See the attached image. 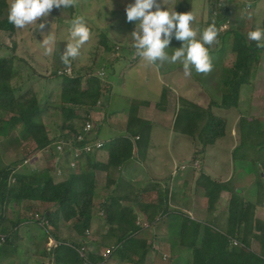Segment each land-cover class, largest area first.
<instances>
[{"label":"trees","instance_id":"obj_1","mask_svg":"<svg viewBox=\"0 0 264 264\" xmlns=\"http://www.w3.org/2000/svg\"><path fill=\"white\" fill-rule=\"evenodd\" d=\"M190 1L183 0L175 11L190 12ZM260 1L242 0L243 9L251 10ZM229 2L230 0H216L212 3L206 22L207 26L213 21L218 27L223 26L218 39L224 48L232 38L230 52L234 55V62L225 69L221 101H212L208 107H203L180 97L177 109L175 131L192 139L198 138L204 146L199 155L204 153L207 147L214 146L216 141L225 135L226 120L223 116L215 114L213 108L221 112L239 108L243 89L249 87L253 90L264 54V49L257 48L254 41H248L242 31L231 28L232 10ZM7 8V0H0V35L4 33L8 36L7 39H10L9 37L14 36L16 28L8 22ZM101 43L107 51L113 49L105 40L102 39ZM14 45L16 47V44ZM224 48L219 52L227 51ZM15 52L16 49L10 55H0L1 251L9 252L10 249L15 250L18 247L19 229L28 221L33 222L40 230V240H45L47 245L54 241V247L42 253L49 264H109L114 256L123 262L145 264L154 251L153 243L146 237L147 228L153 224H160L159 221L165 217L170 218L176 214L173 216L177 220L174 223L177 227L175 244L188 248L191 264H264V220L256 216L257 209L264 206V182L261 178L256 180L252 193L247 197L245 194H238L237 187L231 182L223 183L201 172L197 183L204 189L207 199V218L202 222L193 221L183 213L171 211L167 202L168 190L161 192L160 203L157 199H151L152 190L145 189L140 193L148 194L142 200L138 199V195L131 200L116 196V192L113 191L114 195L96 204V172H106L110 186L112 184L110 172L113 169H119L129 163L135 153L140 156L147 153L152 124L139 116V108L148 106L150 104L148 101L138 99L131 101L126 125L127 135L104 146L109 150L106 163L99 162L96 155H90L84 170L68 171L67 178L60 182H56L46 171H20L26 162L38 153H49L46 149L53 142L73 140L80 130L76 124V120L80 119L78 113L82 109H88L85 122H90L89 111L99 104L104 86L96 73L89 76L82 74L70 76L60 75L58 70L53 74L61 77V83L57 87L58 101L53 100L52 92L48 100L41 103L33 89L23 92L25 84L20 82L25 75L16 64L22 59L16 56ZM210 54H213L211 49ZM166 105L167 89H164L156 107L164 110ZM50 110L60 113L63 118L62 134L57 138L51 137L44 121V116ZM239 128L241 143L237 150L250 147L259 152L258 161L254 162H260L259 169L261 168L264 174V119L242 117ZM14 135H16L14 141L20 143L17 152L21 157L12 162H5L4 145L9 143ZM97 135L96 133L92 136L91 141H97ZM74 144L77 145L76 142ZM234 159H237L236 155ZM226 191L231 194L226 215H216L221 194ZM127 200L133 205L138 203L146 214L149 213L147 222H139L134 215L133 205L125 204ZM9 207H13L17 212L11 218L3 215ZM21 210L26 212V217L20 216ZM96 217H102L104 227L108 228L103 234L104 240L113 244L109 248L112 254L108 260L103 257L104 252L89 251L87 249L89 246L73 240L72 235L70 239L61 235L62 223L65 222L71 226L72 232H75L79 239L89 238ZM171 227L174 228L173 224L169 227V232L173 233ZM255 239L260 245L259 253L252 249ZM168 242L173 244V236L168 237ZM98 245L102 244L99 242ZM170 255L174 258L176 252H171Z\"/></svg>","mask_w":264,"mask_h":264},{"label":"rangeland","instance_id":"obj_2","mask_svg":"<svg viewBox=\"0 0 264 264\" xmlns=\"http://www.w3.org/2000/svg\"><path fill=\"white\" fill-rule=\"evenodd\" d=\"M170 1L168 6L172 9H175L180 2H183V0H176L175 2L173 1V6V2L171 3ZM215 1L216 0L190 1V7H193L194 13L197 16L196 21L193 23V27H198L200 32H202L203 29L206 28V20L209 19V8L210 5ZM7 2L9 8L11 0H7ZM110 3L111 0H78V3L74 8H53L50 15L46 18L48 23L43 31H41L35 25H28L24 29H16L14 36L9 37L10 39H7L8 36L4 33L0 35V55H10L13 53V50L16 49V52L14 54L22 59V61H17L16 64L20 67L21 70L24 71L25 76L23 77V81L20 82V84L23 82L25 84V90H23V92H25L27 89H33V91L38 95L41 103H45L48 100L50 94L53 92V100L55 102L58 101V93L56 92V90L61 83V77L54 76L53 74L58 72V70L61 71L65 69L63 62L61 61V55L63 53L64 47L66 46V38L69 35L71 22L74 17L83 15L85 17L86 23L91 29L92 36L89 42H87L81 49V55H83L81 56V59L77 60V62H74L75 69H73V74H75L74 76H76L77 74H84L89 76L95 73L98 74L99 72H105L107 76L104 80H102L104 86L103 95L99 104L96 106L97 110H100L102 115L104 114L103 108L106 105V100L107 103L108 100L110 103L108 108H105L107 109L108 113L118 109L125 110L127 107L129 110L130 106H128L127 101L129 97L136 99L149 98L154 100L155 102H158L160 100V92L163 87L160 81L172 82L173 85L175 84L176 89H180L182 91L180 95L185 96L189 99L192 98L191 95L187 96V93L189 91H199L200 93L197 96L192 94L193 97L199 99L197 100L193 98V100L200 101L202 103V106L204 107H208L212 101H221L223 92V75L225 74V69L232 66L234 62V55L230 52L232 38H230V41L225 47L227 51L218 52V55L210 54L213 62V69L206 75L196 73L195 69L193 68L192 74L190 76H186L184 74L183 64L181 62H177L175 64L165 62L162 64V66H158L159 62L157 65H149L146 61H142L141 58L137 55H135L139 59L136 62L137 66H131V63L134 62L132 58L123 59L124 61L121 60L116 63L115 66H111L110 62H114V58L118 55L114 53L118 52L121 54L119 55L120 57H125L126 54L122 55L124 52L130 49H134L132 47V41L129 35L135 29L137 22H128L125 11L127 5L130 3H134V0H126V3L123 0H112V7L109 8L108 4ZM229 5L232 10L230 19V25L232 29H239L247 36L248 30L243 24L244 20H254V23L256 24L257 22H259L260 25L264 24V14H261L260 12L254 13L252 9L248 11L244 10L242 0H230ZM162 7L167 10L166 5H162ZM259 8V10H264V2L259 6ZM7 10L5 11V16L7 14ZM239 17H242V20L238 22ZM42 22H44V18L38 21L37 24ZM51 31H53L56 36V44L53 51L54 53L51 56H45L43 54V46L41 43L43 42L44 36ZM197 38H199V33ZM102 39L109 43L113 48L112 52L108 55H103V53L105 52L100 47V42ZM14 44H16V47ZM222 45L223 44H221L218 39V42L211 45L210 49L221 50L222 48H224V45ZM182 46L183 42L176 40L174 37L170 45L168 46L169 48L166 49V51L169 55H171L176 48H180ZM98 58L102 60L99 64H97ZM91 68L93 70H91ZM110 79L112 81L113 87L111 88L110 93H108L109 89L107 88V85L109 84ZM185 89L188 90V92L186 91L187 93L185 92ZM257 90L258 91L256 92H252L253 90L244 88L241 94L242 101L239 108L237 109H231L227 112L217 113L216 108H213L215 114L221 115L225 118L226 128L224 137L218 139L215 143V145L217 144L220 146L217 148L214 147L215 145L212 146L213 148H211V146L207 147L204 152V154H207L208 156L207 159L210 160L206 162L209 167L217 166L219 171L221 168L227 165L225 163V156L221 157L220 155L225 154L227 158L231 157L232 153L237 148H239L241 143L239 123L242 117H255L264 119V82L261 86H259ZM86 110L88 109H82L80 110V113H78L80 115V119L76 120V122L80 128L85 123H87L85 122V117L87 115L85 112ZM44 121L48 126L52 138H57L60 134H62L61 128L63 126V118L61 117L60 113L54 110H50L44 116ZM90 122H92L96 126L97 132H99L100 137L105 141H109V137L113 138L118 135L117 132H121L119 127H117V129L114 128L115 131H112L109 124L104 121L103 118H96L95 120L91 118ZM159 131L161 132L159 134H157V130L155 131L154 138H152L151 143L154 147L158 146V149L160 147V150L157 152V154L164 159V163L162 165L165 169H167L165 177L168 175L171 176L172 174L174 176H178L181 171H186L188 173L186 178L192 177L195 180V176H199L201 170L203 172L205 171V160L203 161V156H201V154L199 155V152L203 150L204 146L198 138L192 139L179 134H169L168 131L165 132L166 134H163L160 129ZM15 137L16 135H14L9 140V143H5L4 145V150L6 152L5 162H12L21 157V155L17 152L20 143L14 141ZM242 154L246 155V159H248V161H243ZM173 157L176 159V165L172 163L171 159ZM236 157L238 162L234 161L235 166L240 168H234H236V170L239 172L233 174L232 170H230L229 173L224 177L226 180L232 175V178L227 182H231L233 186L237 187L239 184L236 180L239 179L240 183H242L240 184V186L242 185V188H245V186H254L256 180L260 178L262 182H264V174H262L261 172L262 169L256 167L258 162L252 161H258L259 156L257 155L256 151H254L250 147L243 148L238 151ZM33 159V162L25 165L20 169V171H46L50 177L55 179L56 182L63 181L67 178V176L61 177L56 173L55 167L57 160H59L58 155L41 152L35 155ZM96 159L100 162H103L104 160H106V157H103V154H96ZM199 160L201 162H199ZM85 162L86 160L82 161L79 164V170H84L86 165ZM182 163L185 164L180 165ZM189 167H192V170L189 169ZM113 170L114 174H112V176L110 177V179L112 180V184L110 186H108V176H106L105 173L96 172L97 205L101 201L104 202L106 199L114 195L112 194V186L113 181L116 179V170ZM251 170H257V173L250 180L247 179L248 182H246V177ZM205 172L210 175L213 174L210 171ZM212 176V178L215 177V180L217 181L222 180V178L217 174ZM194 185L195 183L194 181H192V189L194 188ZM179 188H181V185ZM125 190L127 191V189ZM134 190L135 187L129 189V192H132ZM245 192L248 193L246 190ZM115 194L116 196H122V193L119 189H116ZM125 204L132 206V204L129 203V200H127ZM226 204L222 205V203L219 202L218 206L220 205L221 208H219L218 210H220V212H227L228 206ZM139 222L142 223V220H139ZM156 229L158 232H160V230H165L164 232H166V225L160 223L158 224ZM29 230H31L29 232L30 236L36 237L37 239H31V241L20 240L18 247H16L17 252L12 255V260H9L10 264H49V261L42 256V253L46 249L48 250L49 245L45 243V240L39 239L41 237V233L38 228H29ZM107 230L108 228L104 227L103 218L96 217L93 222V228L91 229L92 232L89 238L80 240L88 242L89 249L91 248L90 250L100 251L101 253H103L107 249H109L111 245H113L112 242L110 243L104 240L103 234ZM24 232L25 230L23 231V234ZM153 232L155 231L152 230L151 227L147 228L146 237L149 242L153 237ZM73 233L75 232H72L71 226L63 222L61 229L62 237L70 239V236H73ZM79 238L76 239L79 240ZM99 242L102 245L99 246ZM18 253L19 256L17 257ZM166 254V256H168L167 260L163 259V255L161 254L162 256L160 255V257H162L163 262H160L163 264H170L172 259L169 258V253ZM24 255L27 259H24ZM118 261V258L114 256L110 259L109 264H118ZM6 264H8L7 260Z\"/></svg>","mask_w":264,"mask_h":264},{"label":"crops","instance_id":"obj_3","mask_svg":"<svg viewBox=\"0 0 264 264\" xmlns=\"http://www.w3.org/2000/svg\"><path fill=\"white\" fill-rule=\"evenodd\" d=\"M123 1H125V3H126V0H123ZM173 1L175 2L176 0H172L170 2L172 3ZM174 2H173V6H174ZM263 2H264V0H261L252 9L254 13L260 12L261 14H264V10L263 11L259 10L260 9L259 6ZM175 5H176V3H175ZM190 9H191L190 11L194 12L193 7L192 8L190 7ZM201 15H202V12H201ZM240 20H242V17H239L238 22ZM206 21H208V19ZM250 21H248V20L243 21V24L246 26V29L248 30V32L253 30L256 26V23H254V20L251 22ZM261 26L264 27V24H261ZM206 27H207V25H206ZM245 37L247 38L246 35H245ZM118 43H120V42H118ZM100 47L105 52V53H103V55H105V54L108 55L112 52V50L107 51L101 42H100ZM212 51H213L214 55H218L219 54L218 52L220 50L217 49V50H212ZM97 52H98V48H97ZM97 52H96V54H97ZM114 54H118V55L114 58V62H110L111 66H115L116 63H118L119 61L126 59V58H128V59L132 58V60L134 62L131 63V66H137L136 62L139 59H138V57L135 56V49H130V50H127L126 52H124L122 55L126 54L125 57H123V56L120 57L119 55H121V54L118 52L114 53ZM81 56H83V55H81ZM81 56L78 57L75 61L77 62V60L81 59ZM75 61H73L72 66L70 67L72 70L75 69V65H74ZM101 61L102 60H100L98 58L97 64H99ZM134 64H136V65H134ZM82 75H84V74H82ZM110 77H111V74H110ZM109 81L110 82L107 85V88L109 89L108 93H110V90L113 87L111 79ZM148 81H149V79H148ZM160 82L163 86L161 89V92H160V98H161V95L163 93V90L167 89V105H166V108L164 110L158 109L156 107L157 102H155L152 99L138 98V100L148 101L150 103L148 106H141L139 108V116L142 119L151 122V124H152V132H151L150 143H149L147 153L145 154V156L144 155L140 156L138 153H135L133 159L129 163H127L123 167H120L119 169H115L116 170V172H115L116 173V179L114 180L115 182L113 181L112 191L116 192V189H119L122 193V197L130 198L129 200H131L132 198L134 199L136 197V195H138L137 196L138 199L142 200L144 197L147 196L148 193L147 192L140 193V192L145 190V189L146 190L149 189V190H152L150 193V194H152L151 199H155V200L157 199V200H159V203H160L161 192L168 190L169 197H168L167 202H168V207L171 211H174V212L179 213V214L183 213V215H185L186 217H188L189 219H191L193 221L202 222L207 218V199L204 195L205 192H204L203 188L200 187V185H198V183H197L200 175L195 176L196 178L194 180V178H192V177L186 178L188 173L186 171H181L178 176H174L172 174L171 176L168 175L165 177L167 169H165L164 166L162 165L164 163V159L161 158L160 156H158V154H157V152L160 150V147L158 149V146L154 147L151 143L152 138H154L155 131L156 130L158 131L157 134L161 133L159 131V129L162 131L163 134L166 131H168L169 134L174 133V134H179V135L185 136V135L175 131V120H176L177 109L179 106V99H180V97H185V96L180 95V93H182V91L180 89H176L175 84L173 85L172 82H169V81L168 82L167 81H165V82L160 81ZM263 82H264V54L262 56L260 69H259V72L257 75V79L255 81V84L253 86L252 92L258 91L257 89L259 88V86H261L263 84ZM247 89L251 90L252 88L250 89L249 87H247ZM186 91L188 92V90L185 89V92ZM56 92L58 93V90H56ZM199 93H200L199 91H195V92L189 91L187 93L188 94L187 96L191 95L192 98L191 99H189L187 97H185V98H187L190 101H194L198 105L202 106V103L200 101H197L199 98L193 97V95H192V94H194L195 96H197V95H199ZM109 97H110V95H109ZM193 98H195L197 100H193ZM134 99H136V98L129 97V99L127 100L128 106H130L131 101ZM109 104H110L109 100H108V103L106 100V105L103 108V111H104L103 115H102L100 110H97V107H94L89 111L91 118H93V120H95L96 118H103V120L109 124L112 131H115L114 128H116V129H117V127L120 128L121 132L120 133L117 132L118 135L113 137V138L109 137L108 138L109 141L103 140L100 137L99 132H97V134H98L97 139L99 141H103L105 143V146H107L108 144L110 145L115 139H117L121 136L127 135L126 125H127V120H128V107L125 110L118 109V110H113L112 112L108 113L107 109H105V108H108ZM216 110H217V113L218 112L223 113L217 108H216ZM85 112H87V110ZM98 113H101V114H98ZM118 123H119V125H118ZM158 127H159V129H158ZM95 131H96V129H95ZM95 135H96V132H95ZM219 146L220 145L216 144L214 147L217 148ZM211 148H213V147H211ZM238 151H239V149L238 150L236 149L232 153L231 157H228V158L225 154L220 155L221 157L225 156V163L227 165L224 166L223 168H221L219 171H218L217 166L209 167L206 163L207 161H210L207 159V157H208L207 154L201 153V156H203V161L205 160L204 164H206V167L204 168V170L210 171L211 173H213L212 175L217 174L219 177L222 178V180H220V182L227 183V181L232 178V175L229 178H227L226 180L224 177L229 173L230 170H232L233 174L239 172L236 170V168L238 169L240 167L235 166V162L237 161V159L236 160L234 159L235 155L238 154ZM258 153H257V155H259ZM99 154L100 155L103 154V157H106V160H104L102 162V163H106L107 158L109 156V150L106 147H104L103 151H101ZM155 154H157V155H155ZM246 158H247L246 155L242 154V159L244 162H246V160L248 161V159H246ZM33 160L34 159H31L30 161L26 162L25 165H28L30 162H33ZM171 160H172L173 164L176 163V159L174 157ZM249 161H251V160H249ZM252 161H254V160H252ZM199 162H201V161L199 160ZM184 164L185 163H182L180 165H184ZM259 166H260V162H258V165H256V167H259ZM234 167H236V168H234ZM189 169L192 170V167H189ZM162 170H163V173H162ZM113 171L114 170H112L110 172V174H111L110 177L112 176V174H114ZM205 171L203 172L201 170V172L206 174L207 172H205ZM102 173H105L107 176L106 172H102ZM256 173H257V170L256 171L255 170L249 171V173L246 177V182H248V180L253 178V176H255ZM199 174H201V173H199ZM208 175L210 177H213L210 174H208ZM213 179H215V177ZM192 181H194V183H195L193 189H192ZM236 181L239 184L237 186V189L241 190V193H238V194H245V195H247V197L250 196V194L252 193L253 186L252 187L245 186V188H242L241 187L242 185L240 186V184H242V183H240V180L238 179ZM180 185H181L182 189L179 188ZM133 187H135L136 192H134V191L129 192V189H131ZM125 189H127V191ZM245 190L249 194L246 193ZM230 200H231L230 192L226 191V192H223L221 194L220 202L222 203V205H225L227 203L226 205L228 206ZM163 204H165V202H163ZM133 207H134V213H135L134 215H136L138 220H142L143 223L147 222L149 213L146 214L145 211L141 207H139L138 203L133 205ZM219 208H221L220 205L217 206L216 215H220V216L222 214L226 215V211L220 212V210H218ZM19 213H20V216L22 218L26 217V212L24 210H21V212H19ZM16 214H17V212L14 211V208L9 207L8 210L6 211V213H4L3 215H6V217L11 218V217L15 216ZM175 215L176 214H174L173 216H175ZM173 216L170 218L165 217L164 219L159 221L160 223L166 225V232H164L165 230L164 231L160 230V232H158L156 229L158 224H153L150 226L152 228V230L155 231V232H153V235H152L153 237L150 240V243H153L154 251L152 254L149 255V258L145 264H157V263L163 264V263H161L163 261L161 260L160 255L162 254L163 259L167 260L168 256H166L167 255L166 253H169V258L172 259L170 264H191V256H190L188 248L177 246L175 244V241L177 240V234H176V228L177 227H176V224H174V223H176L177 220H176V218L174 219ZM256 216H257V218L264 220V206L259 207L257 209ZM158 218L159 217H157V220H158ZM171 224H173V226H174V228L171 227L173 233L169 232L170 231L169 227L171 226ZM34 227L37 228L33 222L31 223V222L25 221L19 229L20 240L31 241V239L32 240L37 239L36 237H32L29 234V232L31 231V230H29V228L35 229ZM24 230H25V232L23 234ZM170 235L173 236V239H174L173 244H171V242H168V237ZM72 238H73V240L79 241L80 243H84L85 245L88 246V242H85V241L80 240V239L79 240L76 239V238H79V236L76 233H73ZM87 249L89 251H94V250H90L91 248L89 249V247ZM252 249L256 253L260 252V245L258 244V240L255 239L253 241ZM15 252H17V251H16V249L14 250V248L10 249L9 252H6V250H3V251L0 250V264H6V260H7L8 264H10L9 260H12V255H14ZM171 252H176V256L174 258L171 257V255H170ZM18 256H19V253L17 254V257ZM24 259H27L25 255H24ZM20 262H23V261H20ZM16 264H21V263H16ZM118 264H131V263L123 262V261L119 260Z\"/></svg>","mask_w":264,"mask_h":264},{"label":"clouds","instance_id":"obj_4","mask_svg":"<svg viewBox=\"0 0 264 264\" xmlns=\"http://www.w3.org/2000/svg\"><path fill=\"white\" fill-rule=\"evenodd\" d=\"M77 3L78 0H11L8 22L19 30L28 25H35L43 31L48 23L46 18L53 8H74ZM162 5H166L167 10ZM168 5L169 0H134V3L127 5V21L137 22L129 35L135 55L149 65H157L159 62L158 66H162L165 62H181L186 76L192 74L193 68L198 74L210 73L213 69L210 46L218 42L223 26L218 27L213 21L200 32L198 27H193L197 19L193 11L179 13ZM108 7H112V0ZM42 18L44 22L37 24ZM91 36L92 32L85 17H74L61 55V61L66 67L70 68L73 61L81 56V49L89 42ZM173 37L182 41L183 46L176 48L169 55L166 49L169 48ZM247 39L254 41L257 48L264 49V27L257 22L255 28L247 32ZM41 44L43 54L51 56L56 44L53 31L44 36Z\"/></svg>","mask_w":264,"mask_h":264},{"label":"built area","instance_id":"obj_5","mask_svg":"<svg viewBox=\"0 0 264 264\" xmlns=\"http://www.w3.org/2000/svg\"><path fill=\"white\" fill-rule=\"evenodd\" d=\"M224 28H226V26H224ZM59 74L72 76L73 70L71 68H67L59 71ZM96 75L101 81L107 76L105 72H99ZM95 129L96 126L92 122H87L80 128L79 132L75 135V137H73L72 141H56L46 149L47 152H51L52 154L59 156V160H57L55 167L56 173L59 176L65 177L68 175V171L78 170L79 164L82 161H87L88 156H94L103 150L105 146L103 141H91V137L95 135ZM75 142L77 145L74 144ZM236 244L237 243H235V245ZM48 245V251H50L54 247V241H51ZM111 254L112 250L107 249L103 253V257L105 260H108Z\"/></svg>","mask_w":264,"mask_h":264},{"label":"water","instance_id":"obj_6","mask_svg":"<svg viewBox=\"0 0 264 264\" xmlns=\"http://www.w3.org/2000/svg\"><path fill=\"white\" fill-rule=\"evenodd\" d=\"M237 193H241V190H237Z\"/></svg>","mask_w":264,"mask_h":264}]
</instances>
